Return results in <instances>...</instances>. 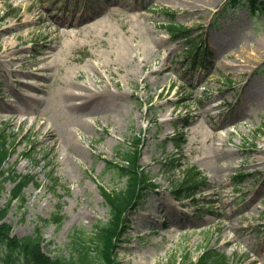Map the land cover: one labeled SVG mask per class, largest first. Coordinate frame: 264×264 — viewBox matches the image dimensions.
I'll list each match as a JSON object with an SVG mask.
<instances>
[{
    "label": "rangeland",
    "instance_id": "obj_1",
    "mask_svg": "<svg viewBox=\"0 0 264 264\" xmlns=\"http://www.w3.org/2000/svg\"><path fill=\"white\" fill-rule=\"evenodd\" d=\"M195 1L85 0L80 11L73 5L67 12L68 0H0V54L7 43L16 48L12 56L19 64L29 63L23 66L27 72L40 73L33 70L30 56L54 42L57 30L63 32L51 10L69 18L94 13L111 23L106 36L97 31L77 45L64 38V52L52 70L37 74L32 88L21 90L31 95L33 108L20 114L23 124L0 111V130L10 136L12 147L4 168L34 178L25 189V202L16 201L5 212L3 221L14 235H33L40 227L44 251L68 255L75 229L91 232L108 221L109 208L99 186L112 191L123 188L125 181H116L105 161L123 163L117 153L139 136L140 166L157 188L126 215L116 264H192L208 246L226 254L231 264H264V15L254 18L245 8L222 13L224 0ZM109 12L115 15L110 18ZM171 13L177 24L192 29L198 41L194 48H207L199 64L193 65V53L189 56L190 43L167 31ZM43 14L47 21L39 22ZM26 18L29 25L18 23ZM10 25L16 29L4 33ZM127 32L136 35L133 44L140 43L142 49L149 40L161 42L151 48V68L138 64L127 73L129 66L122 58V65L117 61L113 70L118 86L110 88L116 104L68 107L62 93L74 83V71H82L77 83L86 80L102 89L94 86L99 80L89 75L90 66H99L98 72L107 78L109 61L116 60L111 53L120 50L117 45L112 50L111 39L128 37ZM103 38L107 45L101 43ZM3 61L8 68L9 60ZM1 71L0 67V94L17 103L11 77ZM3 107L0 99V110ZM198 113H206L204 125L193 132ZM44 124L57 133V142L47 140ZM177 133L186 141L181 152L169 140ZM207 134L220 141L214 143ZM173 156L182 168L174 174L163 172L162 164ZM190 165L204 183L196 198L178 202L172 181L181 179ZM221 166L219 173L216 167ZM237 172L244 176L241 181L234 179ZM51 177L58 184L53 185ZM13 187L10 181L0 189V216ZM142 211L149 224L138 229ZM54 214L62 217L60 226H41L40 220H51ZM222 224L233 229L225 230ZM225 237L238 240L225 245Z\"/></svg>",
    "mask_w": 264,
    "mask_h": 264
},
{
    "label": "trees",
    "instance_id": "obj_2",
    "mask_svg": "<svg viewBox=\"0 0 264 264\" xmlns=\"http://www.w3.org/2000/svg\"><path fill=\"white\" fill-rule=\"evenodd\" d=\"M245 7L253 15L264 14V0H226L224 10L230 11ZM170 31L173 37L185 36L188 31L182 27L171 26ZM179 147L183 142L173 140ZM140 139L136 138L122 152L124 164L108 162L107 170L112 171L118 180H125V185L121 190L108 192L102 189V194L110 208V218L107 224H100L93 232H86L84 229H76L69 238V254L50 256L42 248L43 239L41 229L38 227L33 235L17 237L12 234L10 224L0 223V264H114L112 258L115 249V242L119 240L123 232L124 215L136 207L147 195L148 189L154 187L148 175L139 166ZM10 149L7 137L0 133V189L3 185L11 181L14 183L10 200L0 216L2 220L5 212L13 202H24V190L30 182V178L19 175L12 170H5L4 165ZM177 159L171 160L168 172L174 170V163ZM167 167V164L164 165ZM197 183V173L193 169H187L185 177L179 180L173 187L176 198H185L193 195L192 189ZM41 226L49 223L47 220H40ZM51 222L61 225L62 218L53 215ZM194 264H228L224 255L213 249H206Z\"/></svg>",
    "mask_w": 264,
    "mask_h": 264
},
{
    "label": "bare ground",
    "instance_id": "obj_3",
    "mask_svg": "<svg viewBox=\"0 0 264 264\" xmlns=\"http://www.w3.org/2000/svg\"><path fill=\"white\" fill-rule=\"evenodd\" d=\"M184 1L187 4H191V5L196 4L195 0H184ZM37 14L38 13H36L35 15ZM54 17L57 19L56 16ZM92 18L93 16L87 15V16H82L80 19L71 18L69 21L63 20L61 25L65 27L66 31L56 36L57 41L53 43L52 45H49V44L44 45L41 48V52L30 56L31 60H33L31 62L33 63L32 66L33 65L35 66V70L38 72L48 71L49 66H50V63L48 61L49 59L48 56L52 54L51 51H49V49H53V48L63 49L62 38H67L68 40L72 42V44H75L76 40L80 38L81 35H83V32L91 31V33H94L96 32V30L94 31V29H96L97 27H102L103 29L101 31V34L103 36H106L107 35V26L105 25L106 21L96 20V21L89 22V20ZM38 20H41L42 22H46L47 18L43 14L38 17ZM29 23H30V20L28 19L21 20L20 22L21 25H26V24L29 25ZM15 29L16 27L14 26H8L7 28L4 29V33L13 31ZM125 35H128V37H123L117 40L111 39V42L113 44L112 50L116 49L114 45L119 46L120 50L119 51L115 50L111 53V57H116V60L109 61V66L107 68V78H105L102 73L98 72L99 66L97 65L90 66L89 75L93 78H98L99 80L98 82L93 81L94 86L96 84H100L102 85L101 86L102 89H98L96 87L93 88V86L90 85L86 80H83V84L77 83V81L83 78L82 71L81 70L74 71V79H75L74 83L66 86L65 92L62 93L64 95V99L68 107L83 108L88 104H95V105L100 106V105L105 104L106 102H113L114 104H116L118 102V98L113 97L114 95L112 94L110 88L111 86H115V87L118 86L117 83L114 84L113 82V70H115L114 67L116 66V64H118L117 61H121V65H122V58L124 59L125 63L129 66V68H127V73H132V71L136 69L138 64H141L143 68H151V62L155 58V54H153V52L151 51V48L156 46L157 43H161V42L159 41L155 42L154 40H149L148 42H146L145 47L142 49L140 47V43H137L135 45L133 44V42H135V40L137 39L135 34H130L127 32L125 33ZM101 43L103 45H107L108 41L107 39L103 38L101 40ZM14 50H16V48L12 47L8 43L3 46L1 50V54H0V67L2 70L1 72L3 74H5L6 72L9 73L11 77V85L14 86V89L16 90L14 95H16L18 91L23 90L26 87H29V85H31L29 81L33 79L31 77L34 76L36 78L37 74L34 72H27L26 70L23 69V66L29 63H24L25 61L21 62L20 64L17 63L18 58H14L12 56L13 54L11 53ZM52 57H56V55H52ZM3 59L9 60V63H7L8 68L5 67ZM116 70L118 69L116 68ZM160 71L161 69L159 70V72ZM26 73H28V75H26L27 78H30V79L21 77V76H25ZM40 92H42V90ZM9 96H7L6 94H3V98L5 99H7ZM24 96L26 98L30 97V95L28 94H23V97ZM31 101L32 100H27L24 98L21 100V105L25 113H28L29 110L32 109ZM6 102L8 103L9 101H6ZM19 107H20L19 105H13V108H19ZM0 111L3 113L7 112L8 114H10V119H13L14 122L18 121L20 122V124H23L25 122L23 120H20V113H19L20 111L12 110V105H11V108L10 107L7 109L3 108ZM205 116H206V113L197 114V120H196L197 124H195L194 128L192 129L193 132H196L198 131L199 128L203 127L204 125L203 119ZM44 125L45 127L43 129V132L47 133V136H48L47 140H49L51 143L57 142V139H58L57 133L54 130H52V127H48L46 124ZM207 135H208V139L213 141L214 143H216L217 140L220 141V138H217V136H214V134H207ZM217 149L223 155L225 154V150L223 148L217 147ZM216 168L219 171V173L222 172L223 170L222 166L219 168L218 167ZM216 168H214L213 171H216ZM214 178L217 179L216 172L214 174ZM213 183L218 184V185L221 184L219 183V181H216V180ZM250 201L253 202V198H251ZM142 215L144 217L142 218V220L139 221L137 225L138 229L142 228L141 227L142 224L146 222L145 218L147 216V213H143ZM221 228L225 230L233 229L232 225L227 226L226 224H222ZM234 240H238V239H234ZM234 240L230 239L229 237H225L224 243L225 245L227 244L231 245L234 242ZM257 260L258 259L255 258L252 262L256 263Z\"/></svg>",
    "mask_w": 264,
    "mask_h": 264
}]
</instances>
